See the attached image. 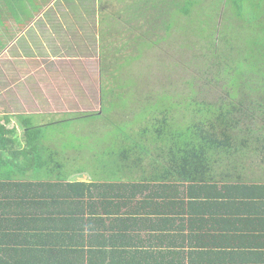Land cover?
<instances>
[{"label": "trees", "instance_id": "trees-1", "mask_svg": "<svg viewBox=\"0 0 264 264\" xmlns=\"http://www.w3.org/2000/svg\"><path fill=\"white\" fill-rule=\"evenodd\" d=\"M49 2L0 0V54ZM115 3L118 19L103 20L101 42L110 39L98 67L101 109L80 119L140 109L132 121L119 120L124 141L110 136L112 148L93 158L96 148L85 153L75 178L65 173L70 157L43 135L60 122L35 126L18 115L19 135L8 127L16 116L0 111V264H217L211 222L227 224L221 214L230 204L248 213L245 206L258 201L254 192L264 189L213 157H247L261 145L253 142L261 131L242 125L264 128V0ZM175 33L185 40L181 47L202 57L195 70L203 73L185 82L184 95L137 93L133 65ZM214 83L215 98L208 90ZM161 158L166 167L159 168ZM214 167L222 169L219 178ZM88 170L96 181L77 179ZM248 216L258 221L255 211Z\"/></svg>", "mask_w": 264, "mask_h": 264}, {"label": "rangeland", "instance_id": "rangeland-1", "mask_svg": "<svg viewBox=\"0 0 264 264\" xmlns=\"http://www.w3.org/2000/svg\"><path fill=\"white\" fill-rule=\"evenodd\" d=\"M116 10L115 0L113 3L111 0H50L41 12L35 14L31 23H28L30 27L27 25L16 30L17 38L8 44L12 51L9 50L4 55L3 51L0 54V111L11 113L14 117L18 114H32L28 115L32 123L35 122L34 116H37L38 122L43 125L60 122L49 129L44 128L43 135L48 136V146L59 149L58 153L62 156L70 157L67 167L69 170L65 173L70 172L71 177L78 174L73 170L86 164V162L82 164L87 156L85 153H90L96 148L93 154L91 153L93 158L113 147L115 143L113 144L110 136L119 142L124 141V135L119 131L121 125L119 120L132 121L140 109L114 108L111 115L104 112L107 108H103V119H80L82 113L98 112L101 109L99 86L101 80L98 67L101 53L103 54L101 47L107 43L106 39H110L106 36L101 42V38L108 33L103 20L107 21V16L110 24L114 19L117 20ZM55 41H59V44L57 45ZM184 42L180 34L175 33L169 40L154 45L144 54L138 65H133L132 73L138 70L140 74L137 77L140 83L137 93L145 95L152 92H168L173 96L175 93L184 95L185 82L194 77L199 78L200 73H203L200 68L195 70L196 66L202 63V57L191 48L188 50L187 47H181ZM65 50L67 57L63 56L64 59L60 57L56 62H47L50 57L57 56ZM69 56L70 60L67 61ZM39 59L44 62L43 67L39 63L36 67ZM34 66L35 69H40L37 76L32 77V72H36ZM46 72L49 74H45ZM53 74H58L62 80L58 78L59 80L51 81L49 75ZM24 76H28L29 79L23 81ZM9 85H14L11 90H7ZM217 85L215 84L217 89H212L215 86L208 88L213 98L217 95L216 90H219ZM212 97L208 99L212 100ZM106 117L107 120H104ZM108 118L114 121L117 119L116 123L119 124L109 123ZM256 121L262 123L258 118ZM248 123L242 127L248 126L261 131L257 135L263 139L255 142L261 144L258 152L251 150L247 157L235 153L230 156V153L220 152L215 153L213 157L219 158L220 155L226 167L238 172L244 170L262 173L264 128ZM132 129L138 130L135 126ZM133 136L136 137L135 134ZM96 138L101 140L94 147L91 143ZM102 139H106L105 145ZM167 145V141L162 140L161 150L163 151ZM232 162L237 164L238 168L233 166Z\"/></svg>", "mask_w": 264, "mask_h": 264}, {"label": "crops", "instance_id": "crops-1", "mask_svg": "<svg viewBox=\"0 0 264 264\" xmlns=\"http://www.w3.org/2000/svg\"><path fill=\"white\" fill-rule=\"evenodd\" d=\"M30 26L31 25H28V27ZM55 43L58 45L59 41H55ZM9 50L12 51V47L11 46L9 47L8 45L7 48L4 50L3 55L8 53ZM60 51L62 50L60 49ZM65 53H66V50L64 52H61L57 56L50 57V60H47V62L49 63L56 62L58 58L60 57L62 58L63 56L67 57L68 54H65ZM69 60H70V56L67 58V61ZM38 63L43 67L42 63L44 62L42 60L39 59L38 62H36L35 64L36 67H38ZM34 69H35V66H34ZM39 69L40 68H37L35 69L36 72L34 73L32 72V77L37 76V73H39L38 72ZM45 74L48 75L49 73L46 72ZM49 77L51 81L59 80V79L62 80L60 76H58V74L49 75ZM26 78L29 79L28 76H24L22 78L23 81H25ZM12 86L14 85H9L7 90H11V88H13ZM0 93H1V90H0ZM8 114H11V113H8ZM18 115H23V114H18ZM18 115H16L15 117L16 119ZM28 115H32V114H28ZM28 115L25 114L24 116L28 117ZM34 118H35V122L32 123V125H35V126L43 125L38 122L39 119L37 116H34ZM11 121H12V124H9L8 127L11 128L14 126L15 128H17L18 134L21 135V130L19 126L20 122L18 121V119L17 120L12 119ZM15 121H18V122L16 123ZM262 139L263 137H261L260 141ZM253 142L255 143L256 141L253 140ZM160 160H161L162 166H159V168L166 167L165 160L163 158H161ZM247 160L248 158L246 159V161ZM149 169L150 168L147 169V172H149ZM213 169L216 170V173H217L216 177L219 178L220 176L218 175V173L219 171H221L222 173V169L217 170L215 167ZM89 170H91V168H89ZM89 170L83 173L81 177V180L83 179L82 181L84 182L96 181V178L98 177V175L94 173L92 174ZM137 173L138 172H136V174ZM241 177L245 183H255V184H259L260 186L264 187V183H263L264 182V171L262 173H259L258 171H252V172L246 171L245 172L243 170L241 171ZM254 194L256 196H253V198L254 199L258 198L257 203L252 202L251 210L248 209L247 206H245V210H247L248 213L250 212L252 213V211H255L257 213L258 221H255L254 223L252 221L251 222L249 221L248 223L247 219H250L248 216V213H243V211L240 208L238 210H235L236 206L234 204H230V206L226 208L225 210L226 214L225 213L221 214L222 217H224V219L228 222L227 224L222 225L220 227L219 225L214 224V221L211 222V226L213 227L212 233H211L212 235L211 240L214 243H216L217 245L216 247L220 246L216 251H212L213 247H211L210 245V250L212 252V255L219 260L218 262H216L217 264H264V189L254 192ZM254 224H255V227H253ZM216 228L217 230H215ZM174 234L175 233H173V235ZM184 234H188L187 231H184ZM179 240L182 241L181 236H179Z\"/></svg>", "mask_w": 264, "mask_h": 264}]
</instances>
